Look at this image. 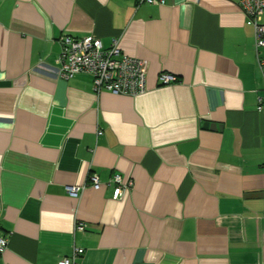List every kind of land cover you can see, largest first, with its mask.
<instances>
[{
    "label": "crops",
    "instance_id": "obj_1",
    "mask_svg": "<svg viewBox=\"0 0 264 264\" xmlns=\"http://www.w3.org/2000/svg\"><path fill=\"white\" fill-rule=\"evenodd\" d=\"M239 3L0 0V264L74 247L76 264H264V78ZM66 34L117 37L146 90L62 77ZM115 173L133 182L119 198Z\"/></svg>",
    "mask_w": 264,
    "mask_h": 264
},
{
    "label": "built area",
    "instance_id": "obj_2",
    "mask_svg": "<svg viewBox=\"0 0 264 264\" xmlns=\"http://www.w3.org/2000/svg\"><path fill=\"white\" fill-rule=\"evenodd\" d=\"M137 4H163L165 0H135ZM240 9L246 23L254 29V47L258 68L264 78V58L260 50L264 47V21L261 15L264 11V0H240ZM62 48L56 59L60 75L70 78L77 73H87L92 78V85L96 92L106 90L112 94L137 95L146 90V64L136 56L125 53L117 37L112 38L108 47H103L100 39L92 34L82 37L64 35L61 38ZM179 78L168 72H160L158 82L161 85L178 82ZM260 108V106H259ZM101 131H98L100 134ZM89 183L93 188L101 186L98 176L91 173ZM112 186V195L119 198L133 185L132 180L124 181L121 175L115 173L107 182ZM66 192L70 196H77L79 186L66 185ZM83 222L76 223V229L83 230ZM7 237L0 236V253L7 247ZM83 252L82 248L74 247L71 257H64L58 264H76L74 256Z\"/></svg>",
    "mask_w": 264,
    "mask_h": 264
},
{
    "label": "water",
    "instance_id": "obj_3",
    "mask_svg": "<svg viewBox=\"0 0 264 264\" xmlns=\"http://www.w3.org/2000/svg\"><path fill=\"white\" fill-rule=\"evenodd\" d=\"M204 126L210 129H220L221 125H217L216 123H210V122H205Z\"/></svg>",
    "mask_w": 264,
    "mask_h": 264
}]
</instances>
